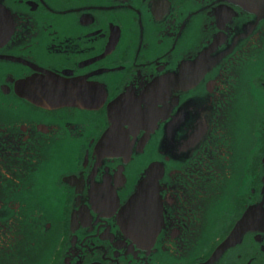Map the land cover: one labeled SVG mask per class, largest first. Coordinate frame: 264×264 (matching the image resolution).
Returning a JSON list of instances; mask_svg holds the SVG:
<instances>
[{
  "label": "flooded vegetation",
  "instance_id": "1",
  "mask_svg": "<svg viewBox=\"0 0 264 264\" xmlns=\"http://www.w3.org/2000/svg\"><path fill=\"white\" fill-rule=\"evenodd\" d=\"M49 73L83 104L41 102ZM147 87L142 153L94 171L108 105ZM154 162L160 228L134 241L104 200ZM262 214L264 0H0V264H264Z\"/></svg>",
  "mask_w": 264,
  "mask_h": 264
},
{
  "label": "water",
  "instance_id": "2",
  "mask_svg": "<svg viewBox=\"0 0 264 264\" xmlns=\"http://www.w3.org/2000/svg\"><path fill=\"white\" fill-rule=\"evenodd\" d=\"M47 80H50L51 84L48 83L44 87L35 85L30 87L31 89L37 90V96L41 102L49 100L51 104H83L80 100L68 99L69 95L67 94V87L63 84L64 80H59L57 76L52 73H49L46 81ZM160 83L161 80L158 78L153 82V85L158 89L161 85ZM42 90L45 92L40 94ZM150 91V87H147L145 90H141L138 95L124 93L108 105L107 115L109 125L97 141L93 151L94 171H99L100 167L105 166L110 159L120 160L118 168L122 171L126 164L135 156L142 153L150 134L157 125V119L162 116L159 108L161 103L160 98L157 93H150ZM41 102L38 103L47 104ZM172 103L174 104L175 102L172 100ZM166 108L165 111L169 112L168 109L170 107L168 106ZM193 139H195V135H192L187 142L191 144ZM159 172L160 164L158 162L149 165L146 174L138 180L133 193L124 204L119 207V201L113 189L110 191L112 192L111 200H104V203L106 201L111 202L110 206L116 211V223L118 227L125 236L132 240H134L133 236L141 238L142 240L150 236L153 240L159 231L160 222L158 218L161 219V204L158 190L155 186L157 183V173ZM121 177L124 179L122 175ZM90 202V207L85 205L83 207L82 203L79 202L75 205L74 214H77L80 223L84 221L82 223L83 225L89 224L92 219L90 209L98 210V207L108 208L97 198L93 199V197H91ZM95 202H97V205ZM250 215L251 213L247 212L237 223L233 232L226 240L227 242L235 239L240 232L245 230L247 225L251 222L249 220ZM262 215L264 217V214ZM76 227L77 225L74 218L72 229L74 230ZM111 239H113V237H111Z\"/></svg>",
  "mask_w": 264,
  "mask_h": 264
}]
</instances>
